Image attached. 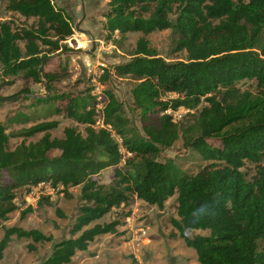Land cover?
Listing matches in <instances>:
<instances>
[{"label": "trees", "instance_id": "trees-1", "mask_svg": "<svg viewBox=\"0 0 264 264\" xmlns=\"http://www.w3.org/2000/svg\"><path fill=\"white\" fill-rule=\"evenodd\" d=\"M6 9L33 21L24 26L0 19L2 74L22 73L35 82L57 79L39 73V66L45 52L67 51L62 42L73 34L71 16L54 0H7ZM104 16L108 37L170 30L173 50L185 51L186 58L166 61L142 36L131 59L104 68V80L112 74L137 79L131 94L140 130L111 90L100 101L89 91L35 98L50 103L51 114L83 125V132L66 126L62 137H53L49 131L59 123L45 120L11 134L42 132L37 141L11 148L0 123V225L18 208L17 189L29 192L47 183L70 197L68 189L78 186L81 204L70 236L53 242L50 254L34 263L67 264L97 236L118 233L119 220L96 222L113 208L140 199L162 209L176 195L178 218L171 224L199 264H264V0H109ZM243 80H254V90L238 87ZM179 108L195 111L194 123L183 129L167 113ZM22 119L11 121H30ZM180 136L204 161L193 174L171 159L159 160L161 150ZM246 162L255 166L250 179L242 170ZM108 168L110 185L98 176ZM31 210L27 206L21 217ZM189 230L208 233L189 236ZM13 236L29 239L32 251L36 243L52 241L35 228L4 226L0 260Z\"/></svg>", "mask_w": 264, "mask_h": 264}, {"label": "rangeland", "instance_id": "rangeland-1", "mask_svg": "<svg viewBox=\"0 0 264 264\" xmlns=\"http://www.w3.org/2000/svg\"><path fill=\"white\" fill-rule=\"evenodd\" d=\"M54 2L71 16L74 27L72 36L62 42L66 44L64 45L66 52L62 48L45 52L47 58L43 71L55 74L57 79L50 83L45 79L35 82L31 78L24 77L22 73L16 76H5L0 69V98H3L0 100V123L6 126L9 133V146L12 148L21 141L26 143L37 141L42 136V132L30 137L11 134L19 131L21 127H29L45 120H57L59 123L57 128L49 131L53 137H62L63 128L66 126H73L80 132L84 131V126L72 119L51 114L50 103H39L34 97L26 95V93L46 94L45 82L49 85L50 95L89 91L96 95L99 101L102 100L104 90H111L122 102L125 115L131 124L140 130L138 110L134 107L131 94L137 79L130 75L116 76L115 74L106 80L102 78L104 68L127 61L134 56L136 41L144 35L132 32L122 38L117 33L108 37L103 30V24L109 0H54ZM6 3L7 0H0L1 20L10 18L18 25L31 24L32 18L25 19L15 12L8 11ZM144 37L156 50L157 56L166 61L185 60V51L173 50L170 30L155 31ZM237 86L242 90H254L255 81H239ZM23 89L27 91H22ZM166 97H174V94H167ZM193 112L195 111L179 108L170 110L169 113L183 129L194 123ZM25 115L29 116L30 121L18 123L17 120L22 121ZM14 116L17 120L11 121ZM100 123L99 120L97 124ZM114 137L118 142L121 141L119 136L114 135ZM210 141L216 143L217 140ZM122 152H124L123 149ZM56 154L58 151L53 152V155ZM168 159H171L186 174L195 173L204 164L195 150L183 143L181 136L172 146L161 150L159 160ZM242 170L250 179L255 173V166L246 162ZM98 176L106 185L112 184L111 168L102 170ZM16 192L15 203L18 208L2 221L0 240L4 226H19L24 229H38L51 235L52 241L36 243V249L32 251L27 247L31 242L29 239L13 236L4 250L0 264H34L44 260L50 254L53 242L70 236L69 229L75 221L81 204L79 187L73 186L68 189L70 197L57 192L47 183L30 187L29 192L25 188L17 189ZM43 197H48L49 202L41 199ZM40 200H42L41 203H38ZM27 206H31L32 210L21 217L20 212ZM176 206V195H174L165 201L162 209L140 199H134L128 205L113 208L96 222L119 220L118 233L97 236L87 250L77 252L67 264H199L195 251L185 244L171 224V219L178 218ZM56 208L62 215L56 212ZM187 233L193 236L207 234L208 231L189 230Z\"/></svg>", "mask_w": 264, "mask_h": 264}, {"label": "water", "instance_id": "water-1", "mask_svg": "<svg viewBox=\"0 0 264 264\" xmlns=\"http://www.w3.org/2000/svg\"><path fill=\"white\" fill-rule=\"evenodd\" d=\"M78 26V24L76 25V27ZM46 62V60H43L42 63L39 66V73H42L43 71V65ZM45 86V92L46 94H35V93H26V95L28 97H34V98H40V97H46L50 94V88L47 82L44 83ZM0 100H3V98H0Z\"/></svg>", "mask_w": 264, "mask_h": 264}, {"label": "built area", "instance_id": "built-area-1", "mask_svg": "<svg viewBox=\"0 0 264 264\" xmlns=\"http://www.w3.org/2000/svg\"><path fill=\"white\" fill-rule=\"evenodd\" d=\"M170 112V110H167V113H169ZM41 184V183H40Z\"/></svg>", "mask_w": 264, "mask_h": 264}]
</instances>
